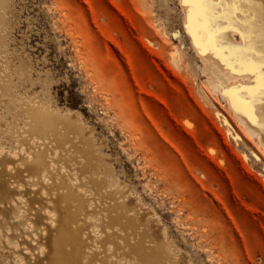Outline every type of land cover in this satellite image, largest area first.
Masks as SVG:
<instances>
[{"label": "rangeland", "instance_id": "rangeland-1", "mask_svg": "<svg viewBox=\"0 0 264 264\" xmlns=\"http://www.w3.org/2000/svg\"><path fill=\"white\" fill-rule=\"evenodd\" d=\"M41 153L97 242L82 264H264V146L203 73L179 0H0V163ZM25 182L42 197L49 180ZM10 183L0 264H33L45 231Z\"/></svg>", "mask_w": 264, "mask_h": 264}, {"label": "bare ground", "instance_id": "bare-ground-1", "mask_svg": "<svg viewBox=\"0 0 264 264\" xmlns=\"http://www.w3.org/2000/svg\"><path fill=\"white\" fill-rule=\"evenodd\" d=\"M179 3H180V6L182 8V11H183V28H184L186 34L188 35V37L191 41V45L194 49V52L197 54V56L199 57V59L201 60V62L203 64V73L209 77L211 84L215 87V89L217 91H219L220 95L223 98L227 99L229 106L233 110V112L236 115L239 122L241 124H244L248 128L249 131H251L252 133H255L257 135V137L259 136V138H260V140L264 146V131H262L261 128L257 124L251 123L246 115L242 114L241 112H238L233 107L232 100H231V96L233 95L231 90L233 88L238 87V86L247 87V86L252 85L253 81H254V77L248 73L240 74V66L238 64L231 62L228 64V66H225V64L221 63V60L218 58V56H220V57H224L225 59H227L229 51L231 50V47L240 45V43H241V38L239 35V27L240 26L238 24L233 23L231 25V27L236 28L237 31L228 30V31L221 34V36L218 38V47H217L216 54H214L210 48H207V47L198 48L193 43L192 37L189 35L188 31L185 29L187 9L182 6L181 0H179ZM247 11H248V16L241 17L240 15H237L235 17V19L236 20L246 19L251 23V25L255 29L258 30L260 27L262 19H264V0H255V5L249 9H247ZM219 24H220V27H222V28L227 26L223 20H221L219 22ZM235 35L238 36V40L235 38ZM40 105L41 104H34L31 107L27 108V113H28V116H30V118H31V116L35 118V117H38L40 115L39 114L40 109H38L36 107V106H40ZM47 107L48 108L46 110V113H48L50 115L51 120L55 121L52 117H54L57 112L54 109L50 108L49 106H47ZM259 114H260V107L258 105L257 106V112H256V115L258 117V122H259ZM53 125H55V124H53ZM53 125H51V127H53ZM39 130L41 131L42 128L38 127L37 131H39ZM50 131H51L50 135H52V132H53L52 128H50ZM51 162L54 165L55 161L53 162L52 160H48L47 156L44 153H41L37 156V158L35 159V161L33 163L28 164L27 170H25L23 172L22 171H17V172H13V171L10 172L9 171V172H7L4 168V165L0 163V203L10 200L12 197H14L16 195V193L10 187V184H11L10 180L11 179H13L16 184H22L24 182L23 183V185H24L23 189H25V190H24L23 195L26 198L27 209H28L30 215L34 216V217H32V219L35 220L38 224L42 225L44 228V231H45V233L43 235V240H44V244H45V251H46L45 255L43 257H41L40 259H38L37 261H34L33 264H82V259H83L84 254L93 253V252H91L92 248L97 242L96 241H90L93 243H90V245L87 243L85 244V242L83 240H81V238H80V234H82V232L80 234H79V232L81 230L78 231V229H73L74 227L70 228L71 225L72 226L74 225L73 223L75 222V219L73 222V220H72L73 214H71V212H70V211H72V213H73V209L70 210L71 204H73V203H71V204H69V203L71 201L75 202V204L78 202L76 200L75 201L72 200V198L70 199V202H69V200L67 199V196H65V195L63 196L62 192H61L62 195H60L59 192L62 189H60V191L58 192V195L50 193V191H49L50 185L53 184L56 177H63V175L57 173L56 168H54L53 170L49 169L48 165ZM36 171L42 172L44 174V176L47 177L49 180V182L47 184H43L41 187V189H43V191H44V194L42 197L35 192L28 191V189L26 188V184H25L26 183L25 180L27 178L31 177L33 174H35ZM60 185H58V186L60 187ZM53 186L55 187L56 185L53 184ZM57 188H56V190H57ZM63 188H64V186H63ZM67 190L65 189V191H67ZM70 191H69V193H70ZM69 195L71 196L72 194H69ZM32 210H36V214L33 215L31 213ZM75 211H77V210H75ZM44 212L52 215V218H53L52 221L54 222L53 227H49L47 224H44L42 222L46 219ZM119 216H117V218L120 219L121 216L120 217ZM8 217L5 214L2 215V217H0V222H1L2 226L7 224L6 220H8L7 219ZM109 218H111V217H109ZM112 220H113V218H112ZM114 220H115V218H114ZM128 221H130V220H128ZM114 222L115 221H113V223ZM117 223H115V224H117ZM133 226L134 225L132 224V227ZM137 226H139V225H137ZM83 228H85V227L83 226ZM110 228H111V226H110ZM129 228H131V227H129ZM131 230H132V228H131ZM112 236H114V235H112ZM109 237H111V236H109ZM3 238L4 237H2L0 234V242ZM101 238H103V237H101ZM120 239H121V241L124 242L125 238L124 239L120 238ZM107 240L111 241L110 239H107ZM140 240L142 242V239H140ZM103 241H101L100 243H102ZM88 242H89V240H88ZM92 244H94V245H92ZM98 245L100 246V244H98ZM115 245L116 244L114 243V246ZM136 245H138V244H135V246ZM114 246H112V247H114ZM104 249H105V247H104ZM84 250H87L89 252H84ZM99 250L97 251L98 253L100 252ZM102 250H103V246H102ZM102 250L100 252L101 254H102ZM141 250H143V249H141ZM97 252H96V254H97ZM93 254H95V253H93ZM111 254H113V253H111ZM89 257H90L89 259L91 261L92 258H91V256H89ZM101 257L104 258L103 255ZM118 257H120V256H118ZM96 258H99V256H97ZM93 259H94V257H93ZM103 260H105V259H103ZM97 261H98V259H97ZM99 264H101V261ZM134 264H138V262L134 263Z\"/></svg>", "mask_w": 264, "mask_h": 264}, {"label": "snow or ice", "instance_id": "snow-or-ice-1", "mask_svg": "<svg viewBox=\"0 0 264 264\" xmlns=\"http://www.w3.org/2000/svg\"><path fill=\"white\" fill-rule=\"evenodd\" d=\"M186 11L185 29L198 48H210L216 54L218 38L222 33L236 28L238 24L240 45L232 46L227 59L218 56L221 63L228 66L234 62L240 66V74L248 73L254 77L250 86L233 88L231 96L233 107L246 115L249 121L264 131V19L259 29H255L246 19L235 17L248 16L247 9L255 5V0H181ZM223 20L226 27H220ZM260 107L259 122L256 115Z\"/></svg>", "mask_w": 264, "mask_h": 264}]
</instances>
